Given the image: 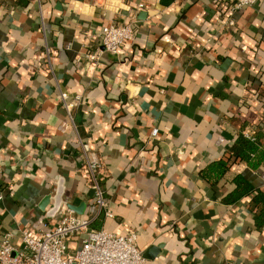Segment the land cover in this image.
<instances>
[{"label": "crops", "instance_id": "0c3cea01", "mask_svg": "<svg viewBox=\"0 0 264 264\" xmlns=\"http://www.w3.org/2000/svg\"><path fill=\"white\" fill-rule=\"evenodd\" d=\"M234 1L0 0V231L42 232L59 196L136 232L145 264H264L251 195L224 201L236 175L264 188V159L201 173L240 136L264 156V0ZM133 20L134 41L100 50L103 26Z\"/></svg>", "mask_w": 264, "mask_h": 264}, {"label": "built area", "instance_id": "2783aa9c", "mask_svg": "<svg viewBox=\"0 0 264 264\" xmlns=\"http://www.w3.org/2000/svg\"><path fill=\"white\" fill-rule=\"evenodd\" d=\"M259 0H235L233 10L253 5ZM144 4L140 3L139 7ZM136 21L112 23L103 26L100 50L119 54L126 41H134ZM227 25L234 26L233 17L227 20ZM91 58L95 55L89 54ZM64 99L67 94L62 95ZM68 108L73 106L67 103ZM158 128L152 130V135L158 134ZM87 165L92 177V188L95 200L101 209L107 208L99 173L101 163L96 153L88 155ZM92 218L76 213L73 209L59 210L55 223L50 220L44 223L40 233L24 229L21 244H17L10 231H0V264H145L146 259L137 244V233L129 231L124 234L110 232L92 227ZM72 244H74L72 246Z\"/></svg>", "mask_w": 264, "mask_h": 264}, {"label": "trees", "instance_id": "16d2710c", "mask_svg": "<svg viewBox=\"0 0 264 264\" xmlns=\"http://www.w3.org/2000/svg\"><path fill=\"white\" fill-rule=\"evenodd\" d=\"M239 158L248 162L252 167L257 168L263 161L264 156L263 154H260L259 145L256 143V141L240 136L230 149L226 158H221L215 162H212L202 169L201 173L208 181L216 183L226 175L232 161ZM233 182L236 184V187L224 198V201L226 203L234 204L243 197L251 195L250 204L257 215L256 224L258 227H263L264 188H255L241 175H236L233 178Z\"/></svg>", "mask_w": 264, "mask_h": 264}, {"label": "water", "instance_id": "95a60500", "mask_svg": "<svg viewBox=\"0 0 264 264\" xmlns=\"http://www.w3.org/2000/svg\"><path fill=\"white\" fill-rule=\"evenodd\" d=\"M60 205H61L60 204V198H59V196H57V202H56L55 206L52 208L51 213H50L51 216L54 215L55 213H57L61 209ZM70 209H74V211L79 213L78 208H76L74 206H71ZM143 255H144V257H148L147 254H143Z\"/></svg>", "mask_w": 264, "mask_h": 264}, {"label": "rangeland", "instance_id": "374dc122", "mask_svg": "<svg viewBox=\"0 0 264 264\" xmlns=\"http://www.w3.org/2000/svg\"><path fill=\"white\" fill-rule=\"evenodd\" d=\"M74 244H72V246H73Z\"/></svg>", "mask_w": 264, "mask_h": 264}]
</instances>
